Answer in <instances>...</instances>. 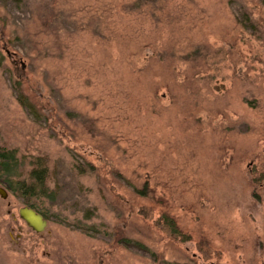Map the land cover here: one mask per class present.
Returning a JSON list of instances; mask_svg holds the SVG:
<instances>
[{
	"label": "rangeland",
	"instance_id": "1",
	"mask_svg": "<svg viewBox=\"0 0 264 264\" xmlns=\"http://www.w3.org/2000/svg\"><path fill=\"white\" fill-rule=\"evenodd\" d=\"M0 154V264H264V0H0Z\"/></svg>",
	"mask_w": 264,
	"mask_h": 264
},
{
	"label": "trees",
	"instance_id": "2",
	"mask_svg": "<svg viewBox=\"0 0 264 264\" xmlns=\"http://www.w3.org/2000/svg\"><path fill=\"white\" fill-rule=\"evenodd\" d=\"M24 97H22L23 99ZM21 100V99H20ZM23 105H27V101L25 99L21 100ZM29 109H31L30 105H28ZM11 159L9 156H6L4 154H0V168L3 170H7L9 168V163L6 162V160ZM10 164H12L10 162ZM12 167V166H11ZM43 171H33L30 175V179L28 180V184L26 185L23 181L22 182H17L19 183L18 189L16 187H13L12 181L10 179H7L5 181L6 185L9 187L10 190L16 191L20 190L21 194L24 196L25 199V205L33 208L37 212L41 213L43 216L44 214L42 211L38 208L36 201L33 200V196H35V192L37 194H43L45 188H46V178L42 175ZM45 218V216H44Z\"/></svg>",
	"mask_w": 264,
	"mask_h": 264
},
{
	"label": "water",
	"instance_id": "3",
	"mask_svg": "<svg viewBox=\"0 0 264 264\" xmlns=\"http://www.w3.org/2000/svg\"><path fill=\"white\" fill-rule=\"evenodd\" d=\"M0 196L6 198L5 190L0 188ZM19 217L25 224L35 232H41L45 229L47 221L44 216L29 206H23L18 209Z\"/></svg>",
	"mask_w": 264,
	"mask_h": 264
}]
</instances>
